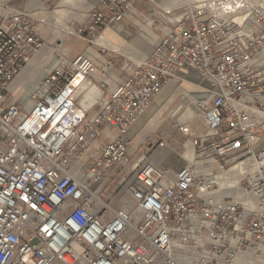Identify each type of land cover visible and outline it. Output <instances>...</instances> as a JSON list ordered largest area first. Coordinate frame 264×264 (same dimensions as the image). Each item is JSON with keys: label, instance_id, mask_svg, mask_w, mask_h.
I'll use <instances>...</instances> for the list:
<instances>
[{"label": "built area", "instance_id": "obj_1", "mask_svg": "<svg viewBox=\"0 0 264 264\" xmlns=\"http://www.w3.org/2000/svg\"><path fill=\"white\" fill-rule=\"evenodd\" d=\"M133 0H102L70 34L97 38ZM172 16L173 10L165 11ZM39 21L0 4V264H232L264 249V145L254 110L264 94V0H207L169 22L149 57L113 85V63L79 53L30 96H10L41 47ZM209 82L205 128L178 124L196 156L171 173L142 156L131 171L133 206L108 182L136 155L133 130L174 80ZM79 77V82L76 80ZM101 91L84 107L82 84ZM164 146V143H161ZM245 168L233 193L222 171Z\"/></svg>", "mask_w": 264, "mask_h": 264}, {"label": "rangeland", "instance_id": "obj_2", "mask_svg": "<svg viewBox=\"0 0 264 264\" xmlns=\"http://www.w3.org/2000/svg\"><path fill=\"white\" fill-rule=\"evenodd\" d=\"M32 1L33 0H0V4L9 5L18 10H28V12L39 21L38 30L41 32L42 44L36 53L45 48L42 58H40L37 63V67L40 71L37 70V75L26 88L24 87L25 85L20 88L22 90L20 94L16 96L15 93L14 97H12L16 99L18 103L26 104L25 100L22 99V95L27 94L28 90L38 81L40 83L41 80H43L41 79L43 76L47 75L53 69L62 68L82 52L94 58L100 68L103 67L105 63L112 62L113 69L110 74L115 79L125 76L126 71L123 67L126 61H132L130 64L133 63V65L142 63L135 61L132 54L123 51L115 52L109 48L98 45L96 41L99 37L92 39L85 35L83 38L79 35L69 33L71 26L86 23L91 11L98 7L100 2L97 3L95 0H71L67 2H64V0H39L41 5L34 11H31L29 5ZM164 1L165 0L132 1V9L135 10L138 15L131 18L133 20L131 34L144 36V42L148 47L147 58L153 50V44L168 30L169 22L175 21L187 6L203 3L207 0L203 2H199V0H184L185 3L183 5L171 8L167 7ZM170 9H172L174 13L172 16L165 14V11ZM149 34L154 36V39H151V37L148 36ZM128 37L129 36H126V39ZM192 74L197 73L192 72ZM95 76L101 77V71L94 74V77ZM105 78L112 84L108 76ZM200 80L201 84L206 81L203 76ZM183 82V79L178 81L175 88H173L171 84L166 86L162 93L153 100L146 113L143 115L145 116L144 122L140 127L133 130V145L134 148L137 149L136 155L130 157L129 161L121 167L122 169L117 175L110 178L108 182L109 194L112 195V201L116 202V206L119 207L124 204L133 206L129 191V185L132 180L131 171L142 156L147 157L159 167H165V169L171 173L176 171L175 167L168 165L163 166L158 161H155L154 157L163 153L167 148L171 149L178 156H183L186 152V144L189 142L188 135L183 134L179 130L178 124H190L194 133L200 132L205 128L203 115L197 116L195 119L191 120L180 119V116L177 118L171 116L172 112L182 103L183 92H186L188 98L194 100L197 105L199 102H202L199 97L195 98V95L198 94L199 90L202 91L199 93H205L204 88L198 89L197 91H186L181 87ZM16 83L17 82L13 84L12 90L16 86ZM174 94H176L175 98H173ZM185 102H187V100H185ZM258 104L259 106L256 107L258 108L257 110L264 112V94L258 101ZM153 120H158V123L153 124ZM255 120L260 124L259 133L261 138L264 139V121H261L256 115ZM161 143H164V146H161ZM261 143L264 145V140H261ZM243 174L244 173L239 174L234 171V175L231 178L232 181L237 180V182H239ZM232 264H264V250H248L242 252Z\"/></svg>", "mask_w": 264, "mask_h": 264}, {"label": "crops", "instance_id": "obj_3", "mask_svg": "<svg viewBox=\"0 0 264 264\" xmlns=\"http://www.w3.org/2000/svg\"><path fill=\"white\" fill-rule=\"evenodd\" d=\"M67 1H71V0H64V2H67ZM101 1L102 0H95V2H97V3L101 2ZM200 1H205V0H199V2ZM184 3H185L184 0H165L164 1V4L170 8L181 6ZM40 5H41V3L39 0H33L30 3L29 8L31 11H34ZM23 10H26V9H23ZM26 11H28V10H26ZM137 15H138V13L132 9L131 12L128 14V16L123 21L114 22V23L110 24L104 30L103 35L98 38L96 43L98 45L109 48L115 52L123 51V52H127L129 54H132L133 59L137 62L145 61V59L147 58V55H148V47L146 46V44L144 42V36H137L135 34H131L132 33L131 32L132 23H133V20L131 18L134 16H137ZM149 25H150V23H149ZM37 30H38V27H37ZM38 32H39V34L41 33L40 30H38ZM126 36H129V37L126 39ZM148 36H150L151 39H154V36H152L150 34ZM159 39L153 44V47L159 41ZM44 52H45V48H43L38 53H36L30 59L28 65L24 68L22 73L17 77L18 79L17 78L15 79L13 84L15 82H17V83H16V86L14 87L13 90H12L13 84L11 86V90H10V96L11 97H14L15 93H16V96L18 94H20L22 91L20 88L23 85H25L24 87L26 88L27 85L33 81V79L37 75L38 71H40L37 67V63H38L39 59L42 58V55L44 54ZM130 62H132V61H126L124 64L123 69L126 72H127V69L132 68L136 65V64L133 65V63H131L132 64L131 65ZM126 65H129L130 67L128 68V67H126ZM45 76H43L41 79H44ZM108 77L112 81V84L109 82V84L112 86L114 83V80H116V79L114 77H112L111 74H109ZM94 78L98 82L101 81L102 79H106L105 76H103V75L101 77L95 76ZM200 78L201 77L199 74H192V72H188L185 75V77L183 78L184 82H183L181 87L183 89H185L186 91H197L198 89L207 88L210 86L208 81H204L203 84H201ZM41 82H42V80H41ZM41 82L39 83V81H38L34 86H32V88L30 90H28L27 94L22 93V94H24V95H22V99L25 100L26 107H29L31 105L30 96L33 93V91L36 89V87H38L41 84ZM170 84L173 88H175L178 84V80H174ZM199 92H202V91L199 90ZM199 92L197 95H195V98L199 97V99H201L202 101L208 102L211 95L207 92H205V93L204 92L199 93ZM100 93H101V91L96 86H90V84L84 83V84H82V86L80 87V89L78 91V95L83 97L81 99L80 103L84 107H89L97 99V97L100 95ZM187 95L188 94H186V92L182 93L183 101L172 112V114H171L172 117L177 118L178 116H180V119L191 120V119H195L197 116L203 115L197 109L196 102L194 100H192L191 98H188ZM175 96H176V94L173 95V98H175ZM185 100H187V102H185ZM254 114L261 121H264V117H262V118L259 117L260 115L258 114V112H254ZM144 120H145V116H142V118L136 124L134 129L140 127L141 124L144 122ZM157 121L153 120L152 123L156 124V123H158ZM262 140H264V139H262ZM260 144L263 145V143H261V141H260ZM186 148H187V150L183 154V156H178L171 149L167 148L163 153L154 157V160L158 161L163 166H165V165L173 166V167H175L176 170H178V169L182 168L183 166H187L188 164H191L195 159L196 152H195L194 146L190 142H188L186 144ZM161 168L165 169V167H161ZM244 170H245L244 167L237 166V167L233 168L231 171L227 170V171L221 172V174H220L221 177H220L219 182H220L222 187H226V190L224 191V193H226V194L233 193L234 186L238 185L237 180L232 181V179H231L234 175V171L239 173V174H242L244 172Z\"/></svg>", "mask_w": 264, "mask_h": 264}, {"label": "bare ground", "instance_id": "obj_4", "mask_svg": "<svg viewBox=\"0 0 264 264\" xmlns=\"http://www.w3.org/2000/svg\"><path fill=\"white\" fill-rule=\"evenodd\" d=\"M202 2H203V1H202ZM261 55H262V57H264V50H262ZM76 80L79 82V80H80L79 77H78ZM42 82H43V81H42ZM42 82H41V84H42ZM41 84H40V85H41ZM40 85H39V86H40ZM202 102H206V101H202ZM196 107H197V109L200 111V109H199V104L196 105ZM254 112H258V114L260 115L259 117H261V118L264 117V112H262V111H260V110H257V109L254 110ZM261 146H263V145L260 144V142H259L258 147H261ZM187 166H188V165H187ZM243 173H244V172H243ZM239 182H240V181H239ZM239 182H238V183H239ZM235 187H236V186H234V188H235ZM263 250H264V249H263ZM241 253H242V252H241ZM239 254H240V253H239ZM239 254H238V255H239ZM237 257H238V256H237ZM237 257H236V259H237ZM236 259H235V260H236Z\"/></svg>", "mask_w": 264, "mask_h": 264}]
</instances>
